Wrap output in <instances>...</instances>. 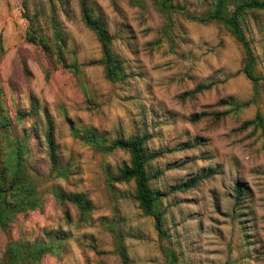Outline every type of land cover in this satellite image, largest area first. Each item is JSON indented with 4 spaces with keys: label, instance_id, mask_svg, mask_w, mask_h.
Here are the masks:
<instances>
[{
    "label": "rangeland",
    "instance_id": "374dc122",
    "mask_svg": "<svg viewBox=\"0 0 264 264\" xmlns=\"http://www.w3.org/2000/svg\"><path fill=\"white\" fill-rule=\"evenodd\" d=\"M102 13L123 60L125 77L110 81L100 64L79 73L50 69L43 50L25 39L26 14L48 35L53 32L48 0H0V86L13 116L29 112L52 116L67 178L39 182L42 207L19 214L7 233L0 231V256L10 239L44 237L48 230L66 237L61 253L41 264H122L123 244L129 264H264V127L240 125L257 113L264 118V81L256 87L241 71L243 49L220 23H201L172 14L169 23L152 0H89ZM194 13L213 0H173ZM67 37L69 61L101 56L94 33L81 17L80 0L56 2ZM245 31L264 73V11L247 16ZM211 87L192 92L199 84ZM249 103L220 119L194 114L223 110L221 100ZM72 128L95 129L107 140L147 135V149L158 153L147 165L154 189L166 190L194 175H206L195 187L162 197L166 235L159 237L152 216L132 198L133 183L106 182V165L127 163L123 150L104 153L84 143ZM33 140L32 158L43 156ZM191 146L182 147L183 144ZM47 170L46 164L39 167ZM30 171H32L30 169ZM244 192L235 198V184ZM58 184L85 192L93 202L86 220L75 204L59 203L45 188Z\"/></svg>",
    "mask_w": 264,
    "mask_h": 264
},
{
    "label": "trees",
    "instance_id": "16d2710c",
    "mask_svg": "<svg viewBox=\"0 0 264 264\" xmlns=\"http://www.w3.org/2000/svg\"><path fill=\"white\" fill-rule=\"evenodd\" d=\"M160 13L171 23L172 14L180 12L185 18L201 23L216 22L222 24L230 34L240 43L244 57L241 71L256 87L264 81V73H257V56L248 38L245 25L247 16L259 11H264V0H213L211 6L202 13L190 12L185 6L175 4L173 0H152ZM50 12L51 35L44 32L39 26L35 15L26 14L30 26L26 31L25 39L38 45L48 58L49 68L66 69L72 73H79L83 65L100 64L103 66L104 77L110 81H122L125 77L123 60L112 46L113 36L110 33L106 19L102 13L96 12L89 0H80L81 17L84 24L94 33L101 50V56L84 63L69 61L66 55L67 37L61 28L56 14V2L65 5L66 0H48ZM134 6H142L144 0H129ZM211 87V83L199 84L192 92L201 91ZM249 101L238 102L232 99L221 100L223 110L203 111L194 114L191 120L197 121L202 116H213L220 119L226 114L237 112L245 107ZM36 115L33 106L29 112H16L10 114L9 107L5 104L3 89L0 86V231L7 233L11 224L19 214L35 210L43 205V194L39 189V182L55 178H67L70 174L68 161H63L59 144L56 140V127L51 114L43 109L41 120L28 119ZM248 126H263L264 118L260 113L252 119L245 120L240 128ZM74 135L84 143L92 145L104 153L114 150H123L129 154L127 163L112 169L106 165L105 178L110 188H115L117 183H133L132 198L137 202L143 214L152 216L155 228L160 238L166 235L164 228L163 212L158 208L162 197L176 191H185L195 187L206 175H194L182 182L169 186L166 190L154 189L150 185L151 175L148 163L158 153L147 149L148 136L131 135L116 137L107 140L105 135L95 129H83L78 132L72 128ZM33 140H36L38 149H42L43 156L38 159L32 157ZM191 146L183 144L182 147ZM46 164L47 170L39 167ZM30 169L32 171H30ZM59 203L69 201L76 205L81 219L86 220L93 210V202L85 192L67 191L58 184L46 186ZM235 198L238 200L244 188L241 182L235 184ZM66 237L59 232L48 230L44 237L34 239H10L7 241L0 256V264H41L46 255H55L62 252ZM118 252L122 264H129V257L123 244H119Z\"/></svg>",
    "mask_w": 264,
    "mask_h": 264
}]
</instances>
